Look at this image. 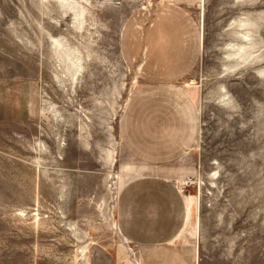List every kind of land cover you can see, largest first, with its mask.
Instances as JSON below:
<instances>
[{
	"label": "rangeland",
	"instance_id": "obj_1",
	"mask_svg": "<svg viewBox=\"0 0 264 264\" xmlns=\"http://www.w3.org/2000/svg\"><path fill=\"white\" fill-rule=\"evenodd\" d=\"M67 3L85 7L89 32ZM161 16L198 52L178 85L199 137L169 168L184 176L196 264H264V0H0V264H139L115 225L138 176L118 127L139 79L120 42L130 22Z\"/></svg>",
	"mask_w": 264,
	"mask_h": 264
},
{
	"label": "crops",
	"instance_id": "obj_2",
	"mask_svg": "<svg viewBox=\"0 0 264 264\" xmlns=\"http://www.w3.org/2000/svg\"><path fill=\"white\" fill-rule=\"evenodd\" d=\"M134 21L124 27L120 45L139 84L125 102L118 129L138 176L118 194L115 225L136 249L139 264H196L198 249L185 237L184 176L169 169L191 152L200 133L196 104L178 85L195 65V36L173 17Z\"/></svg>",
	"mask_w": 264,
	"mask_h": 264
},
{
	"label": "bare ground",
	"instance_id": "obj_3",
	"mask_svg": "<svg viewBox=\"0 0 264 264\" xmlns=\"http://www.w3.org/2000/svg\"><path fill=\"white\" fill-rule=\"evenodd\" d=\"M63 1H64V4H66V0H63ZM67 7L69 10L74 12V19L76 20L75 23L78 24L77 25L78 29L80 31L86 30L87 32H89L90 28H87V26L85 24L86 22L84 19V15L86 13L85 7L84 6L77 7L75 5H71L68 3H67ZM91 25L93 26V24H91ZM249 37H250V35H248V34L242 35V38L244 40H247V41H250ZM53 44L55 45L56 49H59V48L61 49V50H59V53L61 54L62 53L61 51L64 49L63 43L58 39H53ZM245 46H246L245 44H241V45H231L230 47L235 50L236 54H239L242 50L245 49ZM81 61H82L81 52L78 50L72 51L71 58H70L71 68L69 69V75L71 78L75 79L77 73L81 72V69H82ZM84 251H85V248H81V253H83Z\"/></svg>",
	"mask_w": 264,
	"mask_h": 264
}]
</instances>
